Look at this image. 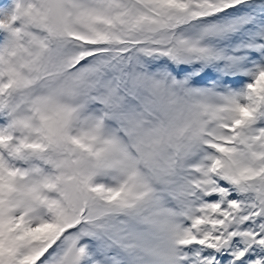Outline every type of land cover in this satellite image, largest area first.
I'll return each mask as SVG.
<instances>
[{
  "label": "snow or ice",
  "instance_id": "1",
  "mask_svg": "<svg viewBox=\"0 0 264 264\" xmlns=\"http://www.w3.org/2000/svg\"><path fill=\"white\" fill-rule=\"evenodd\" d=\"M0 264H264V0H0Z\"/></svg>",
  "mask_w": 264,
  "mask_h": 264
}]
</instances>
